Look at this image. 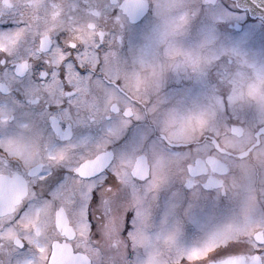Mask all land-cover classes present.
Wrapping results in <instances>:
<instances>
[{"label": "snow or ice", "instance_id": "obj_1", "mask_svg": "<svg viewBox=\"0 0 264 264\" xmlns=\"http://www.w3.org/2000/svg\"><path fill=\"white\" fill-rule=\"evenodd\" d=\"M203 6L211 7L212 0ZM255 7L264 14V0ZM67 8L66 20L87 13V6L79 3ZM149 9L156 18L153 30L139 49L129 43L128 56L123 55L126 34ZM197 14L184 0H111L90 17L94 28L101 27L92 43L77 41L69 28H60L49 33L47 48L39 47L38 32H26L14 50L0 48V79L5 81L0 110L9 113L2 124L7 128L10 122L26 121V128L31 125L26 135L38 133L30 142L7 136L5 143L13 148L0 147V158L7 161L0 164V264H60L54 255L58 246L71 252L70 264H264V207L259 200L241 201L240 212L192 247L181 244L183 222L175 215V205L158 224L153 217L165 188L179 184L188 191L187 217L203 193L223 187L197 171L206 156L220 153L219 133L227 135L251 119L250 139L264 152V95L257 118L236 106L232 90L219 76L206 93L207 104L193 101L185 108L182 101L172 103L165 92L169 74L179 76L183 69L188 75L190 68V78L206 83L213 67L231 66L233 57L246 55L239 44H223L215 34V23L227 16H212V26L186 51L179 38ZM27 23L4 12L0 33L10 37ZM57 50L63 54L58 62ZM86 52L95 54L94 64L84 62ZM149 54L151 62L146 59ZM22 60L27 68L20 71ZM138 64L150 68L147 87H141L131 71ZM73 73L78 80L71 78ZM53 81L57 83L50 89L47 85ZM134 122L150 124L158 143L143 150L110 151L109 145ZM94 125L103 126L100 137L76 135L77 129ZM177 130L185 135L177 136ZM191 145L197 146L195 151L176 150ZM220 155L232 159L230 153ZM61 165L70 167L73 175L51 199H41L35 184L48 180L51 170ZM109 168L115 182L99 190L103 216L96 233L87 204L90 196L95 203L96 178ZM259 168L264 169V159ZM58 179L59 174L53 182ZM128 190L121 211L114 205ZM239 242L243 243L233 247ZM218 249L227 254L220 255Z\"/></svg>", "mask_w": 264, "mask_h": 264}, {"label": "flooded vegetation", "instance_id": "obj_2", "mask_svg": "<svg viewBox=\"0 0 264 264\" xmlns=\"http://www.w3.org/2000/svg\"><path fill=\"white\" fill-rule=\"evenodd\" d=\"M110 2L111 0H0V14L11 11L17 19L28 22L26 28L17 29L10 37L7 34L0 33V48L8 47L10 50H14L16 42L23 40L26 32H31L32 34L38 32L40 34L39 47L42 49L47 48L49 33L60 28H69L70 35L77 41L92 43L94 37L101 33V27L94 28L95 22L90 17L98 14L99 5ZM191 2L192 0H187L185 4L189 5ZM73 3H79L82 8L85 5L87 6V13L82 12L72 18L75 19V23H72V19L66 20V17L70 15L67 6ZM204 3L205 0L197 1L201 10L222 8L227 14H230L227 16L229 17L228 19L219 20L214 25L216 31L219 32L218 38L221 43L228 44L236 36L247 32L250 34H248L246 41L249 42L251 40L256 45L258 44L259 48H264L260 46V44H263L264 39L261 42L255 37L254 28L247 30L249 27H255L258 31H264V23L260 19L251 18L246 12L238 10L228 0H215L212 2V6L207 8L203 6ZM219 10H216L212 14H219ZM211 17L212 15L205 12H198L194 16L187 34L179 38V44L186 51L191 49L211 27ZM155 24L156 18L151 9H149L126 34L125 47L122 54L128 56L129 43L134 48L139 49L145 43V37L151 33ZM241 35L243 36V34ZM30 43L28 41L24 44L21 48L22 53L30 46ZM57 53L58 62L63 59V54H60L58 50ZM208 55H211V52ZM180 59L181 61L183 60L182 57ZM232 59L233 64L231 66L218 64L216 67H213L206 83L200 82L195 76H191L190 78V68L188 69V75L184 74L183 69H181L179 76L169 74L165 87L166 94L174 104L182 101L185 108L192 107L193 101L207 104L209 100L206 93L209 91L211 85L216 83L217 76H219L220 79L226 82L225 87L232 90V100L236 106L243 108L246 114L255 113L257 118H259L258 104L261 102V96L264 95V79H262L264 73L261 72L264 69V64H247L246 62L245 64H238L240 61H244L241 56L233 57ZM83 60L84 62L94 64L95 54L86 52ZM26 68L27 63L22 60L18 70L23 71ZM131 71H134L135 75L139 78L141 87H147L151 75L148 64H145L143 67H140L138 64ZM71 78L78 80V77L74 73L71 75ZM56 83L53 81L47 87L50 89L54 88ZM4 84L5 81L0 79V97L4 95ZM2 108L3 104L0 103V109ZM8 115V112L0 110V147H8L10 150L13 148V146L5 143V137L10 135L22 138L25 142L35 140L38 133L26 135L27 132L31 131V125H28L27 128L25 127L26 121L22 123L10 122L9 126L5 128L2 122ZM17 115L23 121V117L20 114ZM250 126L252 124L247 122V125L243 128L238 125L236 130H231L227 135L219 133L221 135L219 144L220 153H230L232 159L222 157L220 153L214 152L210 156H206L204 162L197 166V171L207 173L215 185L219 186L222 184L223 187H219L218 191L213 190L203 193L189 216H184V210L191 199L187 190L182 189L179 184H175L160 192L158 202L153 209L154 220L158 224L164 214L175 205V215L181 218L183 222V234L181 238L183 246L192 247L198 244L217 225L229 221L234 214L240 212L241 201L245 199L252 202L259 200L261 201V207H264V169L259 168L262 159H264V152L258 150L255 147V142L251 141L248 131V127ZM82 133L88 136L90 133V137L98 138L103 133V126L94 125L90 128H79L76 130V135L83 136ZM179 133L184 132L177 130L176 135L179 136ZM136 139L140 141L139 145L135 144ZM152 143H158V133L155 129L147 122H134V126L130 127L128 131L109 145V150L117 154L125 150H131L133 146H139L138 148L143 150L148 149L147 145H151ZM15 148L17 151L22 150L20 145H16ZM196 148V145H191L177 148L176 150L187 152L189 150L195 151ZM6 163L7 161L0 158V164ZM229 168L232 171H229ZM57 174H59V179L53 182ZM72 175L70 167L63 165L54 167L48 180L35 184L34 190L41 199H51L53 193ZM113 182H115V177L109 168L102 176L96 178L97 188L94 189L95 203H92L93 198L91 196L89 198L87 212L92 218V223L96 225L94 230L96 233L100 231L103 216L99 190ZM116 183L118 184V182ZM225 190L228 192L227 195L224 194ZM129 191L121 192L114 207H118L121 211L125 210ZM177 192H179L178 195L176 194ZM67 227L65 226L66 230ZM93 238L96 239L98 237L94 235ZM242 243H236L233 247H239ZM57 252H61L60 255H57L58 259L73 257L71 252L63 246H58L55 253ZM217 252L220 255L227 254V252L220 249ZM216 258L219 257L217 256ZM197 264H200V262H197Z\"/></svg>", "mask_w": 264, "mask_h": 264}, {"label": "rangeland", "instance_id": "obj_3", "mask_svg": "<svg viewBox=\"0 0 264 264\" xmlns=\"http://www.w3.org/2000/svg\"><path fill=\"white\" fill-rule=\"evenodd\" d=\"M187 0H184V3H186ZM198 0H192V2L189 4L190 7L194 8L195 11L198 12H205L206 14H210L212 16H216V17H224V16H228L230 14H227V12H225L222 8H216V10H219L220 13L219 14H212L214 12H216V10H211V9H206V10H201L197 4ZM212 26V24H211ZM250 28H254V33L256 34V38H258L261 42L262 39H264V31L260 30L258 31V29H256L255 27H249L247 30H249ZM215 34L218 37L219 32L216 31L215 29ZM243 34V36L241 35ZM240 35L236 36L235 39L233 41H229L228 44H239L242 52L246 53V55H241V58L244 61H240V63L238 64H245V62L247 64H264V48L261 49L258 47V44L256 45V43H253L251 40L246 41V38L248 37L247 32L241 33ZM243 38H245V40H243ZM243 40V41H242ZM263 44H260V46L264 47V42H262ZM146 59L151 62L153 59V56L151 54H149ZM241 60V59H240ZM249 124H252L253 121L251 119L248 120ZM215 130V129H213ZM183 134L185 135V133H179V136H183ZM198 134V133H197ZM83 136H88L87 134L82 133ZM146 133L144 134L145 137ZM90 136V133H89ZM137 140V139H136ZM143 141V140H142ZM140 141H136V145H139ZM157 144V143H152L151 145H147L148 148H150L152 145ZM142 145V142H141ZM139 146H133V148H138Z\"/></svg>", "mask_w": 264, "mask_h": 264}, {"label": "water", "instance_id": "obj_4", "mask_svg": "<svg viewBox=\"0 0 264 264\" xmlns=\"http://www.w3.org/2000/svg\"><path fill=\"white\" fill-rule=\"evenodd\" d=\"M214 1V0H212ZM235 4L240 9L248 10L249 14L254 17L264 18V14L261 13L260 9L256 8L255 5L259 2V0H233ZM61 252L55 253V258L60 262V264H70V262L74 259V257H70L68 259H58L57 255H60Z\"/></svg>", "mask_w": 264, "mask_h": 264}]
</instances>
